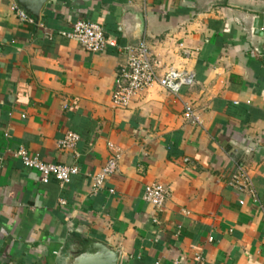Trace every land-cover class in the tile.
Here are the masks:
<instances>
[{
  "label": "crops",
  "instance_id": "obj_1",
  "mask_svg": "<svg viewBox=\"0 0 264 264\" xmlns=\"http://www.w3.org/2000/svg\"><path fill=\"white\" fill-rule=\"evenodd\" d=\"M14 6L31 16L0 0V264H84L94 246L117 264H264V214L227 185L244 166L264 206V0H47L34 24ZM79 20L117 48L90 53L66 38ZM142 40L159 77L174 69L194 82L118 108L126 49ZM69 132L79 143L59 149ZM109 144L123 155L95 193ZM20 148L80 172L44 184ZM151 184L168 191L160 212L144 201Z\"/></svg>",
  "mask_w": 264,
  "mask_h": 264
},
{
  "label": "built area",
  "instance_id": "obj_2",
  "mask_svg": "<svg viewBox=\"0 0 264 264\" xmlns=\"http://www.w3.org/2000/svg\"><path fill=\"white\" fill-rule=\"evenodd\" d=\"M13 12L17 14L21 21L34 24V19L17 6L13 7ZM64 36L78 42L90 53H102L108 48H117L116 41L108 40L102 27L88 20L77 21L71 32L65 33ZM126 52L127 60L117 76L115 90L112 94V102L118 108H127L133 99L154 86H160L178 98L182 88L190 86L194 82L195 76L193 73L179 72L174 69L168 70L164 76L159 77L152 64L150 50L145 40L127 48ZM184 117L192 124H200V118L191 106H185ZM79 141V135L69 132L58 142V147L61 150H73ZM109 149L111 150V156L106 164L99 173L90 176L91 188L95 193L103 189L107 180L118 172L119 162L123 155L122 151L113 144H109ZM15 157L25 167L38 172L44 184L55 180L63 187L70 184L73 177L80 172L76 166L44 163L24 148H20L15 152ZM227 185L238 193L251 196L264 214V206L258 200L253 180L244 166L236 165ZM110 193L113 194L114 191L110 190ZM167 195L168 191L163 185L151 184L145 189L144 201L160 212L163 209ZM60 204L65 205V201L61 200ZM240 204L244 205V202L241 201ZM194 264H203L202 257L197 256Z\"/></svg>",
  "mask_w": 264,
  "mask_h": 264
},
{
  "label": "water",
  "instance_id": "obj_3",
  "mask_svg": "<svg viewBox=\"0 0 264 264\" xmlns=\"http://www.w3.org/2000/svg\"><path fill=\"white\" fill-rule=\"evenodd\" d=\"M30 15L38 20L40 11L47 0H17ZM93 255H90L84 264H117L118 256L103 246L92 247Z\"/></svg>",
  "mask_w": 264,
  "mask_h": 264
}]
</instances>
